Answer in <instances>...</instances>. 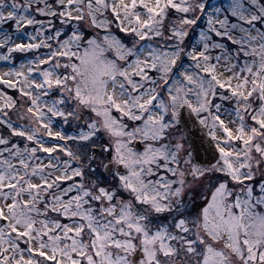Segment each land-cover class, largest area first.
I'll use <instances>...</instances> for the list:
<instances>
[{"label":"rangeland","instance_id":"obj_1","mask_svg":"<svg viewBox=\"0 0 264 264\" xmlns=\"http://www.w3.org/2000/svg\"><path fill=\"white\" fill-rule=\"evenodd\" d=\"M0 11L16 36L45 12L70 24L33 72L0 65V92H10L0 96V264H132L139 232L147 254L139 264H150L169 253L167 239L143 231L133 202L174 207L190 189L203 248L190 252L204 251L200 264H264V199L255 193L264 186V0H0ZM182 104L208 128L215 164L192 162L177 122ZM71 137L99 170L121 163L119 195L134 196L117 212L109 204L107 215L94 213L91 240L74 220L87 217L73 192L87 167L72 162Z\"/></svg>","mask_w":264,"mask_h":264},{"label":"flooded vegetation","instance_id":"obj_2","mask_svg":"<svg viewBox=\"0 0 264 264\" xmlns=\"http://www.w3.org/2000/svg\"><path fill=\"white\" fill-rule=\"evenodd\" d=\"M85 128H88V124ZM249 131L250 133H252L253 136H255L256 131L254 129V132L252 131V129H250ZM143 148L141 149L142 151ZM106 163H111L114 166L120 164L123 167V171L116 172L115 170H112L111 173L106 177L104 176L103 169L101 168V170H99L98 166L96 164H92V162L90 161L86 165L87 168L85 173H82V175L85 176L84 179L77 182V184H74L73 192L77 195L76 197L79 196L80 199H82L83 205L85 206V208H87V217L83 218L85 220L81 221L82 218L78 215L77 217H74V220L76 219L75 221L82 222V225L84 227L82 232V234H84L83 238L87 240H91L93 237L92 225L94 222V213L107 215L106 208L109 206V204L115 205V207H113V211L117 212L120 206H125L126 208V206H128V204L126 203H129L126 201L134 197L132 196L133 194L131 193V191L129 189L127 190V188L126 191L128 195L126 197L119 195L120 193L124 192L123 190H125V188L121 185L120 182H118L117 179L118 177L124 175L125 167L121 163H113V161L111 162L107 160L105 161L103 166ZM197 166L201 167L199 165ZM96 173L97 176H94V174ZM186 177H189L188 179H186L187 182L191 181L189 180L190 176ZM175 182L172 181L168 184V186L175 187ZM99 188H104L105 193H112L113 195L109 197V200L100 198L98 201V197L94 195V192L97 191ZM255 193H259V195L262 196L264 199V186L260 192L255 191ZM192 194H194V196ZM195 197V191L193 189H190L186 191L185 196L182 197L183 201L176 203L174 207L173 203H171L167 205L168 207L166 206V208L162 209L156 208L151 202L144 201L143 199H135V201L133 202V208L136 211L135 219L138 220V222L143 226V231L149 236L161 234L164 236L165 239H167L166 245L167 248H169V253L163 254L160 257H157L156 259L150 260V264H196L194 262L197 260V264H200L202 258L205 256L204 251L200 256L197 255L196 257L193 255V252H190V245H193V247L199 245L197 246V250H203L202 243H199L201 241H199L196 238L197 235H195L197 227L199 228L201 226L202 219L201 213L197 211L200 210V206L196 203ZM189 198H193L194 201L190 202ZM187 199L190 204L188 203ZM55 214L53 215L55 216ZM198 215H200V217ZM136 235L137 236L135 237V240L137 243L131 255L132 264H139V262L145 259L147 256L145 251L146 246L142 241L144 233L139 232ZM176 236H178V238ZM174 248H177L179 253L178 256L173 253ZM114 249L115 248L113 247L111 253H113ZM136 252L138 257L136 260H133V257Z\"/></svg>","mask_w":264,"mask_h":264},{"label":"trees","instance_id":"obj_3","mask_svg":"<svg viewBox=\"0 0 264 264\" xmlns=\"http://www.w3.org/2000/svg\"><path fill=\"white\" fill-rule=\"evenodd\" d=\"M9 1V0H7ZM56 4H61L60 2H55ZM60 6V5H59ZM31 7V4H30ZM13 10H15L13 8ZM26 11H28L26 9ZM31 14L37 15L34 10H30ZM44 13V11H43ZM57 17H54L52 15L50 17V14H47L46 12L44 14H38V19L40 23V26L38 28H33L35 25H28L27 28H18L16 33H19L17 36L9 29L8 24H10V21L3 20V15L0 11V65L1 67L4 66L8 68L10 71L11 69L14 70L15 67L19 66L21 63H24L26 67L29 69V71L35 69L37 66H39V63L41 62L44 64L46 62V58H43V55H46L48 58V49L45 44H50L51 41L59 42L63 40L67 34L69 33L70 24H65L64 21L67 20L66 16L63 14L56 13ZM53 19V21H52ZM62 22V23H61ZM61 23V24H60ZM14 24L11 23V26ZM22 25L26 26L27 23H22ZM17 28V27H16ZM33 28V30H31ZM24 31V32H23ZM33 43L36 45V47H33ZM16 46H20V50L18 48H15ZM7 52L4 54V52ZM13 55V61H9L8 57ZM16 55L18 57H16ZM42 55V60L39 61V56ZM58 56V55H57ZM56 56V57H57ZM7 57V58H6ZM55 57V58H56ZM52 58V57H49ZM32 63L31 66H29ZM40 65V66H41ZM31 73H28L30 75ZM30 78H33L32 76H29ZM35 77V75H34ZM4 86L9 85L7 83H3ZM7 88V87H6ZM1 97H3L4 100H10V92L6 93L5 90H3ZM12 100V99H11ZM14 103L13 111L20 110L19 104ZM61 108L64 109V111H69V105L67 101L62 100ZM60 108V107H59ZM1 118V117H0ZM3 119V118H1ZM70 149L72 148L74 151L71 150L70 157L73 156L72 162L75 163V165L78 164V166L82 167L85 171L86 165L88 164V158L90 152L87 150L86 146H80L79 143L74 140V138H70L69 141ZM88 151V152H87ZM92 163H95L94 161H91ZM101 176V175H100ZM102 177V176H101ZM100 177V178H101Z\"/></svg>","mask_w":264,"mask_h":264},{"label":"water","instance_id":"obj_4","mask_svg":"<svg viewBox=\"0 0 264 264\" xmlns=\"http://www.w3.org/2000/svg\"><path fill=\"white\" fill-rule=\"evenodd\" d=\"M183 56L184 50H180L179 55L173 64L174 70L182 63ZM177 122L183 132L184 141L187 145L192 161L201 167L215 164L219 160L220 152L207 127L199 120L189 105L182 104L179 107ZM77 123L83 127L87 126L86 119L82 113H78ZM133 147L137 150H141L144 145L140 140H135ZM112 170L120 172L123 171V167L120 164L114 166L111 163H106L103 166L104 176L107 177ZM188 178L189 177H187V179ZM0 222L4 223L5 219L0 218ZM137 257L138 255L136 252L133 260H136Z\"/></svg>","mask_w":264,"mask_h":264}]
</instances>
